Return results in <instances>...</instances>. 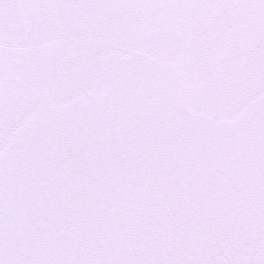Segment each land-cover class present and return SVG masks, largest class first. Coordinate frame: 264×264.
Returning a JSON list of instances; mask_svg holds the SVG:
<instances>
[{
	"label": "snow or ice",
	"instance_id": "obj_1",
	"mask_svg": "<svg viewBox=\"0 0 264 264\" xmlns=\"http://www.w3.org/2000/svg\"><path fill=\"white\" fill-rule=\"evenodd\" d=\"M0 264H264V0H0Z\"/></svg>",
	"mask_w": 264,
	"mask_h": 264
}]
</instances>
